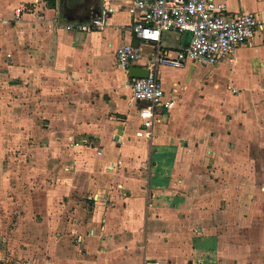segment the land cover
Here are the masks:
<instances>
[{"label":"crops","instance_id":"0c3cea01","mask_svg":"<svg viewBox=\"0 0 264 264\" xmlns=\"http://www.w3.org/2000/svg\"><path fill=\"white\" fill-rule=\"evenodd\" d=\"M215 1L253 12L262 27L215 64L158 65L173 104L142 129L149 104L133 97L129 70L148 71L155 48L134 35L131 0H101L92 20L88 10L62 19L59 0L30 11L23 0H0V136H24L29 126V136H47L42 156L64 158L47 166L61 176L63 215L51 214L48 256L30 264H249L231 257L245 246L219 244L222 229L203 223L202 205L215 203L208 190L219 181L230 189L225 173L233 171L239 186L257 190L262 225L245 231L264 238V0ZM189 38L164 31L159 44L176 50ZM125 43L141 52L127 71L115 58ZM252 156L255 184L246 176Z\"/></svg>","mask_w":264,"mask_h":264},{"label":"rangeland","instance_id":"374dc122","mask_svg":"<svg viewBox=\"0 0 264 264\" xmlns=\"http://www.w3.org/2000/svg\"><path fill=\"white\" fill-rule=\"evenodd\" d=\"M23 1L27 2L23 5L24 9L30 11L42 0ZM43 1L47 4V1ZM41 119L38 123L43 131L47 128V120ZM54 128L61 132L57 125ZM23 132L24 136H15L18 138L17 144L13 141L15 138L13 136H8L10 138L8 141L5 136H0V255L2 254L0 264L5 262L6 264H30L29 257L39 259L44 256L46 258L48 241L50 239L54 241V237L48 235V230L53 228L48 222L53 212L62 217L61 199L66 200L62 192H57L61 176L58 177L57 170L53 172L47 167L52 165L54 159V164L62 165L64 158L42 156L40 153L49 151L47 150V136H29V126L26 125L23 127ZM59 145L64 146L61 142ZM247 166L250 173L246 176L250 182L255 184L258 179L255 177L256 156L247 159ZM225 177L228 181H224L226 182L224 184L230 186L228 182H231V187L224 193L219 181L218 187L208 190L207 199H211L212 196L214 199L212 202L215 203L202 205L205 217L203 223L210 227L215 226L218 230L222 229L219 231V244L222 247L242 245L247 248V252H242L241 255L231 253L232 258L249 262V264H264V250L259 249L260 244H264V238L255 234V231H245L249 230L248 228L255 229L262 225L256 220V215L260 213L255 203L257 190L249 185L239 186L238 183L241 180L239 175H234L233 171L225 173ZM52 198L56 203L51 201ZM201 198L203 199V194ZM242 214L244 218L246 216V219H240ZM261 218L264 221V215L259 217L260 220ZM239 227L240 231L231 229ZM32 237L35 240H31ZM72 242H74L73 238ZM243 255L246 257L240 259ZM221 256L227 257V254H221Z\"/></svg>","mask_w":264,"mask_h":264},{"label":"built area","instance_id":"2783aa9c","mask_svg":"<svg viewBox=\"0 0 264 264\" xmlns=\"http://www.w3.org/2000/svg\"><path fill=\"white\" fill-rule=\"evenodd\" d=\"M139 17L132 24L135 36L154 46L149 57L148 74L131 78L130 86L137 101L149 104L150 114H142V129H150L155 110L169 109L173 97L167 96L156 73L158 65L183 67L189 61L215 64L248 43L262 27L253 12L227 11L223 2L215 0H131ZM164 31L188 32V43L178 49L160 47ZM141 56L140 48L125 43L115 51L117 64L128 70ZM158 264V262H154Z\"/></svg>","mask_w":264,"mask_h":264},{"label":"water","instance_id":"95a60500","mask_svg":"<svg viewBox=\"0 0 264 264\" xmlns=\"http://www.w3.org/2000/svg\"><path fill=\"white\" fill-rule=\"evenodd\" d=\"M66 0H59L60 6H62L61 10V18L69 20L73 18V15H71L73 12L77 13L80 12V10H88L90 11V14L86 16L88 20L96 19L99 17L101 13V0H77L73 5L69 6L67 4H63ZM74 16V17H76ZM148 74L147 69L145 68H137L132 67L129 70V76L130 77H143Z\"/></svg>","mask_w":264,"mask_h":264},{"label":"trees","instance_id":"16d2710c","mask_svg":"<svg viewBox=\"0 0 264 264\" xmlns=\"http://www.w3.org/2000/svg\"><path fill=\"white\" fill-rule=\"evenodd\" d=\"M48 1V5L50 6V7H54V5H55V0H47Z\"/></svg>","mask_w":264,"mask_h":264}]
</instances>
